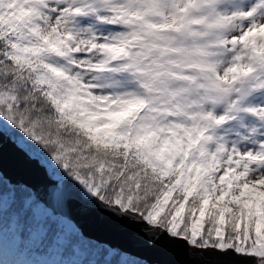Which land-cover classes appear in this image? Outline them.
I'll return each instance as SVG.
<instances>
[{
  "label": "snow or ice",
  "instance_id": "obj_1",
  "mask_svg": "<svg viewBox=\"0 0 264 264\" xmlns=\"http://www.w3.org/2000/svg\"><path fill=\"white\" fill-rule=\"evenodd\" d=\"M0 264H264V0H0Z\"/></svg>",
  "mask_w": 264,
  "mask_h": 264
},
{
  "label": "water",
  "instance_id": "obj_2",
  "mask_svg": "<svg viewBox=\"0 0 264 264\" xmlns=\"http://www.w3.org/2000/svg\"><path fill=\"white\" fill-rule=\"evenodd\" d=\"M86 226H91V225H86Z\"/></svg>",
  "mask_w": 264,
  "mask_h": 264
}]
</instances>
